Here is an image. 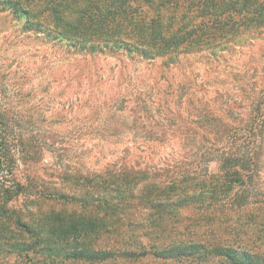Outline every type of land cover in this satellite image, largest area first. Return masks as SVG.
Here are the masks:
<instances>
[{"label":"trees","instance_id":"16d2710c","mask_svg":"<svg viewBox=\"0 0 264 264\" xmlns=\"http://www.w3.org/2000/svg\"><path fill=\"white\" fill-rule=\"evenodd\" d=\"M3 2L9 9L23 11L27 26L66 41L77 53L124 50L129 59L143 57L147 62L171 56L166 66L175 64L179 54L222 52L242 45L244 36L264 31V0ZM149 105L156 103L150 100ZM143 106L148 107L145 101ZM18 120L19 114L0 109V255L7 258L0 264H11V258L13 264H118L132 258L147 264L150 259L206 257L214 264H264L262 253L253 247L197 239V231L190 230L202 226L209 235L207 226L212 223L207 209L238 198L239 192L230 195L229 191L243 184V166L251 156L236 150L237 130L222 133H230L231 141L200 146L205 154L210 150L222 155L218 174L206 171L194 180L175 170L170 155L156 164L152 154L142 157L148 160L143 166L142 159L123 160L114 167L110 162L106 167L83 165L84 150L77 155L79 130L48 136L42 129L25 136L17 130ZM145 133L149 136L153 131ZM42 148L56 162L47 165L48 179L26 172L23 181L18 179L16 171L37 163ZM143 150L138 149L137 158ZM13 200L19 208L12 206ZM194 207L197 216L183 219L181 211Z\"/></svg>","mask_w":264,"mask_h":264},{"label":"rangeland","instance_id":"374dc122","mask_svg":"<svg viewBox=\"0 0 264 264\" xmlns=\"http://www.w3.org/2000/svg\"><path fill=\"white\" fill-rule=\"evenodd\" d=\"M27 21L23 11L9 9L0 0V109L19 114L20 134L44 129L48 136H68L79 130L77 155L84 150L83 165L139 163L150 154L156 164L170 155L175 170L196 180L206 171L218 174L222 155L210 150L205 154L200 146L231 141L226 132L237 130L236 150L251 156L244 161L243 184L229 191L239 192L238 198L207 209L209 235L202 226L190 230L197 231V239L229 240L253 247L264 257V31L244 36L242 45L222 52L179 54L175 64L166 66L171 56L147 62L143 57L129 59L124 50L77 53L66 41L27 26ZM149 99L156 105H149ZM160 102L168 110H162ZM30 117L33 121L25 122ZM146 130L153 133L146 136ZM248 130L254 134L247 135ZM139 148L144 156L137 158ZM41 150L37 163L16 171L18 179L23 181L25 172L48 179L47 165L56 162L50 151ZM11 203L20 207L19 202ZM195 211L183 209L181 216L195 218ZM3 259L1 254L0 262ZM150 260L147 264L215 263L210 257ZM137 263L136 258L118 261Z\"/></svg>","mask_w":264,"mask_h":264}]
</instances>
